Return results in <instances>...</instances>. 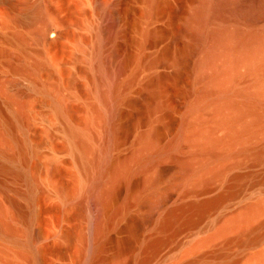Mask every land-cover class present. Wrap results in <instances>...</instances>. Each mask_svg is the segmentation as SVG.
I'll list each match as a JSON object with an SVG mask.
<instances>
[{"label":"rangeland","instance_id":"rangeland-1","mask_svg":"<svg viewBox=\"0 0 264 264\" xmlns=\"http://www.w3.org/2000/svg\"><path fill=\"white\" fill-rule=\"evenodd\" d=\"M167 2L173 16L168 15L161 22L153 23L149 0H0V89L18 92L21 99H28L30 92L27 88L33 77L20 68L24 64H32L37 56H43L46 63L38 71L37 83L59 87L70 109L68 117L63 118L56 113L50 99L39 95L31 97V118L24 116L22 120L31 142L38 148V154L30 157L27 163V169L38 179L36 219L28 226L13 204H23V197L18 193L25 188V183L0 174V202L12 213L20 237L18 243L0 237V264H7L9 260L11 264H36L30 257V253L36 251L40 253L37 264H91L95 261L90 251L92 241L87 222V198L95 170L93 168L94 171L90 170L88 174L78 161V151L68 140L67 124L83 128L87 117H93V109L98 110L94 112L96 117L98 113L107 118L109 116V120L105 116L104 120L97 118L98 124L95 122L92 126L95 152L99 150L103 154L106 138L114 140L106 133V128L115 120L118 125L117 140L110 142L113 145L106 152L111 160L131 157L140 139L148 132H154L162 149L177 139L182 120L188 116V105L195 96L192 83L196 53L193 52L194 42L191 45L187 36V39H181L176 34L179 29L182 31L185 17H192L189 10L193 4H189V9L186 2ZM38 3H44L48 15L32 19L31 10ZM243 3L235 5L239 8L243 6L244 11L246 3ZM110 4H116L117 11L123 16L121 24L124 32L119 34L123 43L118 57L112 55L110 18L104 11ZM261 17L264 18V9ZM45 25L51 26L48 39L56 38L57 32H60L56 44L46 46L36 39V32ZM161 25L176 33L171 32L157 42L150 38L149 29ZM165 48L169 52L163 55ZM97 57L102 59V68L107 69L114 67L122 57L127 58L126 68L118 79L120 96L116 108L119 114L114 119L99 95L103 84L102 73L95 66ZM176 70H179V75H175ZM241 79L238 84L248 86L247 78ZM3 90H0V119L9 112ZM239 97L240 100L243 98ZM209 110L205 111L206 115ZM100 119L109 122H104V125ZM216 134L222 135L223 130L217 129ZM97 147L99 149L96 150ZM261 147H264V134L250 142L247 154L238 157V163L230 165L224 175L212 180L208 190L203 192L185 193L184 187L169 186L180 171L181 164H191V159L194 160L192 165L198 163L192 156L189 157L187 146L181 143L174 153L155 155L142 171L136 170L129 180L117 183L115 204L125 210L115 216L106 231L101 251L104 248V252L99 256L104 255L106 264H115L120 253V264H135L136 258L146 255L141 249L143 242L158 236L165 241L145 264H220L226 260H233V264L249 263L254 254L264 250V214L258 217L255 221L257 228L248 235L249 238H256L253 243L232 240L225 244L224 237H216L196 249L193 246L214 233L240 208L264 197V159H254L255 151ZM238 173L242 174L241 178L232 182V176ZM154 187L162 188L164 196L159 206L151 209L138 197L147 195ZM224 191H230L231 195L199 220L188 224L178 219L164 231L156 229L157 217L168 209ZM60 192H63L62 196ZM150 212L154 220L149 222L146 217V222L142 223ZM140 222L144 225L139 226ZM133 226L135 234L130 232ZM28 227L38 232L37 238L30 244L25 232ZM235 236L233 231L228 234L230 238ZM109 257L110 260L105 259Z\"/></svg>","mask_w":264,"mask_h":264},{"label":"bare ground","instance_id":"bare-ground-1","mask_svg":"<svg viewBox=\"0 0 264 264\" xmlns=\"http://www.w3.org/2000/svg\"><path fill=\"white\" fill-rule=\"evenodd\" d=\"M179 1L182 4L186 2L188 8L193 4L198 10L196 11L192 6L193 10L192 8L189 10L192 17H185L186 27L184 25L181 28L184 31L182 32L179 29L176 34L181 39H187V36V42H190V44L194 42V51L189 48L196 53L193 61L195 76L193 75L194 82L192 83L195 89V96L191 99L192 101L190 100L188 116L182 120L177 139L162 149L154 132H148L147 135L140 139L139 146L133 150L134 153L132 152L133 154L131 157L129 156L130 158L119 161L118 159L114 160L115 158L112 160L111 158L108 159L109 154L106 156V152L110 150L108 149L109 146L113 145H110V142L115 143V140H117L118 125L113 119L119 114L116 108L120 96L118 93V85H120L118 79L120 80V75L123 74L126 68V57H122L114 67L108 69L104 66L102 68L101 63L103 65V62L99 57H97L95 64L102 73L103 87L99 91V95L109 107L110 116L113 117L110 120L113 123L106 128V133L114 140L110 141V137L106 138L104 146L103 144L99 146V148L103 146V154L97 150L99 149L98 147L95 152L94 147L96 145H93L95 137H92V126H94L97 118L102 117V120H104L103 117L105 116V119L109 120V116L107 118L104 112L99 109V112L103 113L104 116L98 113V117H96L97 113L94 112L97 109H93L94 112L93 114L91 113L93 117H87L83 128L77 129L70 124L66 125L68 140L71 146L78 151V161L87 170L88 174L93 168L95 170H93L95 172L93 173L94 175L91 174L94 180L91 182L87 198V222L90 240L92 241L90 251L95 258V261L91 264H106L103 259L104 255H101L102 257L99 256L104 252V248L103 252L101 251L104 246L103 240L106 231L113 223L115 216L125 210V208L120 207L121 205L116 207L117 205L115 204V187H117L116 185L119 181L126 182L136 170L142 171L155 155L163 152L174 153L180 148L182 143L189 148V157L192 156L198 163L192 165L194 163V160L191 161L192 159L189 161L190 163L192 162L191 164L188 163L189 159L187 160V165L182 162L184 165L182 166L181 164L180 171L172 178L169 186L184 187L185 193L196 190L207 191L210 182L222 177L230 165L238 163L237 158L247 154L248 144L264 134V18L261 17L264 9V0H244L246 5L243 0L242 2L240 0ZM149 2L150 16L154 21L153 23L161 22L168 15L169 17L173 16L170 13L167 0H149ZM197 2L198 5L196 4V7L195 3ZM238 2L245 5L244 11L243 6L239 8L238 5H235L239 4ZM43 4L38 3L32 8V19L48 15L46 6L44 5V7ZM104 11L110 18L112 55L118 57L123 43L119 40V34L124 32V27L121 24L123 23V16L117 11L116 4L106 6ZM191 14L189 13V16ZM169 22H171V19ZM202 24L206 25V27H202ZM50 27L45 25L36 32V39L45 45L56 44L59 41H57L59 39L57 37L61 36V34L58 36V31L57 39H48L47 34L51 30ZM168 29L165 25L152 27L149 29L150 34L149 32L148 34L152 36L150 37L151 39L159 42L158 39H165L169 33L171 34L172 30L169 32ZM189 34L193 35V41H190L192 37L188 36ZM156 41L155 43H157ZM167 52H169L168 48H165L162 54L164 55ZM45 63L46 60L43 56H37L32 64H24L21 66L22 69L20 68V70L30 73L29 75L33 77L27 88L30 92L28 99H21L18 92H16L17 95L15 92L0 89L5 91L4 101L9 109L8 114L4 115L1 118L2 120L0 119V174L10 175L14 179L25 183V188L21 191L19 190V193L17 192L18 194L21 193L24 200L23 204L19 205L14 201L13 204L18 208V213L24 218L21 219L26 220L28 226L36 219L35 206L37 199L35 190L38 187V179L27 169V163L30 157L38 154V148L36 144L31 142L22 117L28 116L27 118H31L33 103L31 97L33 95L50 99L56 113L60 117H68L70 110L59 87L39 85L37 83L38 71ZM176 71L175 75H179V70ZM241 78H247L248 86L242 87L238 84L242 80ZM239 95L243 97L241 100ZM12 105L13 108L15 107L14 105L17 106L13 109L11 108ZM207 109H210L208 115L205 112ZM107 120L104 122H107ZM219 128L223 130V134L220 136L216 134V130ZM102 150L100 151L102 152ZM254 159L256 161L264 159V147L255 151ZM241 176L242 174L239 173L234 174L231 181L235 182ZM92 178L91 176L89 177L91 180ZM60 194L62 196L63 192H60ZM229 195H231L230 191H224L201 200L197 199L185 204H178L168 209L162 216L157 217L156 229L164 231L178 219H182L188 224L199 220L208 210L220 205ZM163 196L162 188L154 187L151 191L149 190L147 195L142 198H139V196L138 199L152 209L159 206ZM134 198H136V195ZM262 214H264V197L245 205L235 214L233 213L214 233L201 239L193 248L196 249L206 245L216 237H224L225 244L230 243L232 240H237L244 244L253 243L256 238H249L248 235L257 228L258 225H255V221ZM146 217L149 222L154 220L153 213L150 212L144 217L142 223L146 222ZM140 225H142L141 222L139 223ZM17 229L18 227L14 224L12 213L0 202V237L6 238L13 243H18L20 237H18L19 231ZM130 229H132L130 232L134 233V226ZM231 231L236 232V236L233 238L228 237ZM25 232L27 233L29 244L38 236V232L31 230L30 227ZM164 241L165 238L158 236L144 241L141 249L146 255L136 258L135 264L147 263ZM256 254L252 256V260L247 264H264V250ZM39 255L38 251L30 253L31 259L36 264L40 260ZM118 256H120V253ZM118 256H114L116 257L115 261L114 257H111L115 264L122 263ZM105 259L110 260V257ZM9 261H7V264ZM220 264H233V260H226Z\"/></svg>","mask_w":264,"mask_h":264}]
</instances>
